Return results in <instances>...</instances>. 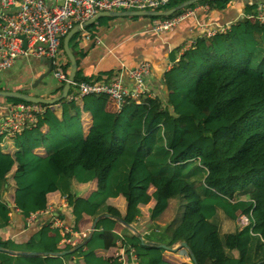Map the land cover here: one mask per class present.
<instances>
[{
  "label": "trees",
  "instance_id": "1",
  "mask_svg": "<svg viewBox=\"0 0 264 264\" xmlns=\"http://www.w3.org/2000/svg\"><path fill=\"white\" fill-rule=\"evenodd\" d=\"M200 2L220 10L230 0ZM255 7L246 5L225 34L197 36L176 57L178 47L163 73L164 97L142 95L119 111L98 105L95 95L81 106L64 98L0 144V230L14 208L26 218L62 196H69L72 215L59 214L74 228L98 217L74 247L59 244L49 214L25 221L31 229L25 237L0 238L7 249L0 250V264L39 256H52L54 264H118L119 240L126 264H182L173 255L181 246H159L181 242L192 264H264V196L253 194L264 191V23L249 17ZM160 18L168 16H151ZM80 35L73 34L70 48ZM72 53L74 81H94L81 74ZM208 122L226 135L214 139L207 128L193 135L191 125Z\"/></svg>",
  "mask_w": 264,
  "mask_h": 264
},
{
  "label": "built area",
  "instance_id": "2",
  "mask_svg": "<svg viewBox=\"0 0 264 264\" xmlns=\"http://www.w3.org/2000/svg\"><path fill=\"white\" fill-rule=\"evenodd\" d=\"M174 1L184 0H0V71L10 68L16 57L21 54H33L52 59V74L55 78L65 81L67 75L60 66L58 57L60 39L69 29L76 24L92 18L101 11H151L165 9ZM177 14H171L168 18L157 19L151 29L154 32L168 30L178 24L182 19L194 16L199 9L209 8L207 3L199 1L193 6H186ZM249 17L259 23H264V4L256 5ZM226 26L208 29L204 35L210 37L215 33L225 34ZM85 39L92 38L84 34ZM99 41V37H93ZM25 41V42H24ZM193 39L183 44V49L190 48ZM25 43V44H24ZM182 49V50H183ZM131 84H126L120 78L109 81H74L72 92H68L65 99L68 102L82 100L85 96H105L112 99L117 111L126 104L135 105L142 95L150 96L147 92L146 79L151 74V64L143 61L139 65L127 70ZM58 105L28 102L16 100L8 105V114L0 121V135H11L20 132L24 127H32L37 123L38 116L43 115L49 108L54 109ZM69 196H62L59 203H49L45 209L30 213L26 217L27 223H33L44 214H49V225L57 229L60 234L59 244L69 245L75 243L79 234L81 239L85 233L74 228L59 212V209L67 208ZM241 224L247 223V217L243 214L238 220ZM116 243L121 244V241ZM133 252V248H131ZM121 260V258H119ZM118 261V260H117Z\"/></svg>",
  "mask_w": 264,
  "mask_h": 264
},
{
  "label": "crops",
  "instance_id": "3",
  "mask_svg": "<svg viewBox=\"0 0 264 264\" xmlns=\"http://www.w3.org/2000/svg\"><path fill=\"white\" fill-rule=\"evenodd\" d=\"M248 4H264V0H230L227 6L220 10L212 9L208 4L209 8L199 9L194 16L186 17L174 27L160 32H154L151 29L155 21H157V19H151V16H101L92 22L95 23L93 27L95 31L86 28L92 23L79 29L81 35L75 40L70 50L72 51L73 48L74 53L80 57L79 68L81 74L94 81H109L120 78L123 82L130 85L132 80L129 78L127 70L139 65L143 61H148L151 64V74L146 79L147 92L151 97H164L165 88L162 78L164 71L172 65L170 62L171 54L178 47L181 49L187 40H194L197 36L204 35V32L208 29L220 26L228 27L235 23L242 17L244 7ZM158 10L162 11L163 9ZM84 34H88L92 38L85 39ZM95 36L99 37V41L93 38ZM131 39L135 41L132 42ZM181 51L176 52V57L179 56ZM64 53V50L59 49L58 57L61 68L68 76L70 63ZM82 53H84L83 56ZM42 57L44 56L33 54H21L16 57L10 68L0 71V90L18 91L45 98L57 96L58 94H55L54 91L62 81L55 78L52 72L48 78L44 79L43 84L38 83L33 86L38 75L46 69ZM11 99L0 97V121L8 114V105L14 102L15 100L13 99L16 98ZM95 99L98 105L106 109L115 108L111 99L99 96H95ZM78 101L81 106L82 100ZM90 117L89 112L81 111L82 119L88 121ZM9 137L11 135L3 137L0 143L2 147L4 144L7 145ZM7 201L11 205V202ZM59 201H53L52 203L58 204ZM145 205L148 206L151 203L149 202ZM59 207L54 213H62L61 211L64 210L72 215L70 206L62 209H59ZM43 216H46V214ZM25 221L26 218L22 217L19 211L14 208L10 212L7 226L0 230V238L8 240L25 237L26 234L31 232V229H28L26 225L27 221ZM84 223H81V228H77L79 231L85 230V228L86 230L90 229L92 222L91 224ZM116 244L119 248L115 251V258H117L118 264H126L122 246L121 244ZM19 261L20 264H54L52 256H39L32 263L26 257L19 258Z\"/></svg>",
  "mask_w": 264,
  "mask_h": 264
},
{
  "label": "water",
  "instance_id": "4",
  "mask_svg": "<svg viewBox=\"0 0 264 264\" xmlns=\"http://www.w3.org/2000/svg\"><path fill=\"white\" fill-rule=\"evenodd\" d=\"M197 1L200 0H184L181 3H179L178 5L171 7L169 9L166 10H151V11H101L96 13L92 18L82 22L81 24H76L74 25L71 29H69V31L66 33V35L63 38V50L66 54V56L68 57L69 63H70V71L69 74L67 76V79L65 80L61 93L55 97H51V98H45L43 96H37V95H33V94H27V93H22V92H18V91H10V90H0V97H7V98H16V99H21L24 101H28V102H34V103H41V104H54L58 101H61L65 98V96L67 95V93L69 92L70 86L71 84L74 82V78H75V74H76V70H77V62L76 59L72 53V51L70 50L69 47V40L70 38L73 36V34H75L76 32L79 31V29H81L82 27H86L87 25L91 24L92 22H94L98 17L101 16H169L179 10H181L182 8L189 6ZM25 42V41H24ZM25 44V43H24ZM42 61L45 64L46 69L40 73L36 79L35 84H33V86H35L38 83L43 84L44 79L48 78L51 75L52 72V59L51 58H45L42 57ZM98 220V217H96L91 225V230L90 232H92L95 228V223ZM160 247L162 248H166V250H175V247H168L165 244H159ZM181 246L184 250H188V245L186 242H181L179 243L178 247ZM0 250H7L6 248H3L2 246H0ZM12 253H14L13 251H11ZM66 252H70V251H63L58 253L59 255H63ZM21 254H27L25 252H20ZM191 253V252H190ZM30 255H37L36 253H30ZM193 257V254H190Z\"/></svg>",
  "mask_w": 264,
  "mask_h": 264
},
{
  "label": "rangeland",
  "instance_id": "5",
  "mask_svg": "<svg viewBox=\"0 0 264 264\" xmlns=\"http://www.w3.org/2000/svg\"><path fill=\"white\" fill-rule=\"evenodd\" d=\"M174 14H177V12L176 13H174ZM139 19H142V18H139ZM131 41L132 42H134L135 40H133V39H131ZM185 49H183L182 51H184ZM26 91V90H25ZM99 97H101V96H99ZM107 99H109L110 100V98L109 97H106ZM76 102V101H75ZM85 112V111H84ZM192 128H193V130L194 131H196L193 135H198L199 134V132H200V130H202V129H204V128H207V129H209V131H210V134H211V136L214 138V139H219V138H222V137H224V135H226L225 134V131L222 129V128H213L212 127V125H211V123H205V124H200V125H191V129L190 130H192ZM253 194H255V195H257V196H264V191H262V190H260V191H258V192H253ZM145 200H147V197L145 198ZM149 203V202H148ZM132 214V211H130L129 212V214ZM93 223V222H92ZM84 224H89V222H87V223H84ZM83 230V231H82ZM81 231L83 232V233H85L86 234V236L87 235H89L91 232H90V230H91V227H90V229L89 230H84V229H82ZM80 235L81 234H79L78 236H79V238H78V236L76 237V238H74L75 239V243L74 244H72V246H70V247H74L75 245H77L78 243H80V242H82L83 241V238L81 239V237H80ZM85 236V237H86ZM60 245H63V244H60ZM178 245H179V243H177V244H174L172 247H177L178 248ZM69 246V245H68ZM183 249V248H182ZM179 250L177 253H175V254H173L174 255V257H176L177 259H179L180 261H181V263L182 264H192V262H190L189 261V258L187 257V254H186V252L184 251V250ZM167 251H169V250H167ZM174 251V250H173ZM155 252H157V254H155V256L156 257H158L159 255H160V252L159 251H155ZM166 254H170V253H167L166 252Z\"/></svg>",
  "mask_w": 264,
  "mask_h": 264
}]
</instances>
